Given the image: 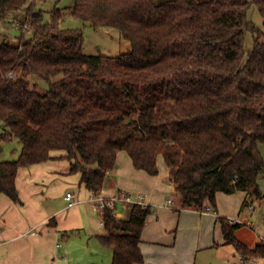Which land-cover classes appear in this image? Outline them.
<instances>
[{
	"label": "trees",
	"instance_id": "1",
	"mask_svg": "<svg viewBox=\"0 0 264 264\" xmlns=\"http://www.w3.org/2000/svg\"><path fill=\"white\" fill-rule=\"evenodd\" d=\"M252 4L264 18V0H76L73 16L131 42L130 53L108 57L85 53L83 31L62 28V9L46 22L36 0H0L1 18L20 11L32 18L30 36L25 30L17 44L0 43V142L22 146L17 161H0V195L21 204L19 170L56 151L101 193L124 151L150 176L159 175L162 157L183 209L216 208L219 193L262 199L264 34L248 19ZM153 212L137 204L125 218L100 214L106 234L98 239L112 264L145 263L142 234ZM219 221L227 245L264 260V244L238 238L241 223Z\"/></svg>",
	"mask_w": 264,
	"mask_h": 264
},
{
	"label": "crops",
	"instance_id": "2",
	"mask_svg": "<svg viewBox=\"0 0 264 264\" xmlns=\"http://www.w3.org/2000/svg\"><path fill=\"white\" fill-rule=\"evenodd\" d=\"M65 156L66 152L56 151L54 159L19 170L16 185L21 204L0 195V264H76L69 236L74 232H83L88 239L95 237L104 247L98 237L106 231L90 202L92 192L81 182L80 173H70L71 161ZM117 162L101 193L105 197L121 192L143 195L154 208L142 234L144 264H264L263 259L236 260L238 254L225 243L219 221L223 217L253 226L251 220L259 211L254 206L256 199L246 192L219 193L217 207L211 211L183 209L163 158L157 176L136 169L124 151L118 154ZM68 193L75 195L74 202L66 199ZM168 200L173 201L171 206ZM242 230L237 236L248 246L264 244L263 235L249 240ZM91 244L87 242L83 248L88 252L90 247L93 252L89 264H112L113 258L105 261Z\"/></svg>",
	"mask_w": 264,
	"mask_h": 264
},
{
	"label": "rangeland",
	"instance_id": "3",
	"mask_svg": "<svg viewBox=\"0 0 264 264\" xmlns=\"http://www.w3.org/2000/svg\"><path fill=\"white\" fill-rule=\"evenodd\" d=\"M75 1L76 0H36L37 12L42 11L44 13L45 21L49 22L51 19V12L55 8H60L65 11V20L62 22L61 26L64 29L83 31L85 37L84 49L86 54L119 57L132 51L133 47L131 42L122 35L120 30L106 26L96 28L91 23L73 16V14L70 13V10H72L71 8L75 5ZM248 1L253 2L254 0ZM248 19L262 34H264V18L255 4H252L249 8ZM31 22L32 18L28 17L24 11L9 13L5 18L0 17V43L3 41H10L14 45L17 44V39L22 32L25 30L27 33L30 32ZM30 35V33L27 34V36ZM253 46L254 34L248 32L246 36V48L247 50H251ZM58 79H60V76L56 77V80ZM30 81L32 86L38 87V90L41 93H46L49 90V85L39 79L30 78ZM4 132L5 129L3 128V123L0 121V135ZM21 149L22 146L18 139L1 141L0 161H17L20 157ZM260 149L264 156V143L261 144ZM159 161H162V157H160ZM260 187L264 192V177L260 180ZM254 206L259 212L258 215L251 220L253 226H249L247 223L242 224V233H244V236L249 240H252L253 237L259 239V235L264 236V221L262 219L264 215V197L262 199H257ZM69 236L71 237L72 247L74 248L73 251L77 258L76 264H78V262H80V264H89L92 261L90 260L93 253L91 248L89 247L88 252L83 250L84 246L87 247V242L93 243L91 246L94 245L99 249L98 253L100 254L101 252L100 255L102 258L104 257L105 261L108 260V258L112 261L113 252L108 248L102 247L95 237H90V239H88L83 232H74ZM242 258L243 257L238 254L236 260L242 262ZM236 260L234 259V261ZM247 264H256V262L250 261Z\"/></svg>",
	"mask_w": 264,
	"mask_h": 264
},
{
	"label": "built area",
	"instance_id": "4",
	"mask_svg": "<svg viewBox=\"0 0 264 264\" xmlns=\"http://www.w3.org/2000/svg\"><path fill=\"white\" fill-rule=\"evenodd\" d=\"M66 199L70 202H74L75 195L73 193H68ZM90 202L94 210L101 214L105 209H109L112 214L118 218H125L128 211L134 205H142L144 207L148 206L145 197L143 195L135 196L131 193L121 192L114 197H105L102 193H92ZM172 200H168L167 204L171 206ZM207 211H211L212 208L207 206ZM61 247V245H58Z\"/></svg>",
	"mask_w": 264,
	"mask_h": 264
}]
</instances>
